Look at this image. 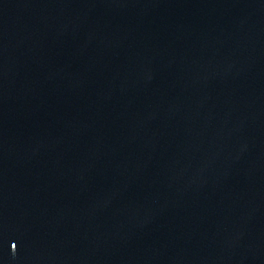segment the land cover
Instances as JSON below:
<instances>
[{
    "label": "water",
    "instance_id": "1",
    "mask_svg": "<svg viewBox=\"0 0 264 264\" xmlns=\"http://www.w3.org/2000/svg\"><path fill=\"white\" fill-rule=\"evenodd\" d=\"M248 0H0V211L155 97Z\"/></svg>",
    "mask_w": 264,
    "mask_h": 264
}]
</instances>
